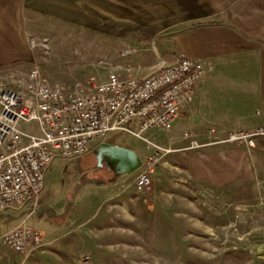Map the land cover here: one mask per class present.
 Masks as SVG:
<instances>
[{
    "label": "rangeland",
    "instance_id": "1",
    "mask_svg": "<svg viewBox=\"0 0 264 264\" xmlns=\"http://www.w3.org/2000/svg\"><path fill=\"white\" fill-rule=\"evenodd\" d=\"M22 33L46 40L51 54L43 60L41 49L28 40L17 45L13 61L0 67V81L23 77L34 64L51 83L100 81L108 76L103 64L111 60L109 48L118 49L111 39L49 18L29 17ZM184 131L191 132L174 122L169 130H146L141 138L115 130L104 139L147 158L152 148L144 138L166 147L182 142ZM163 163L161 157L153 165L149 190L139 192L127 184L139 168L108 182V165L93 153L54 158L39 198L52 217L27 219L41 241L49 242L28 256L2 257L0 264H264V197L210 194L207 187L170 182ZM5 213L11 217L0 214L2 232L20 221L19 211Z\"/></svg>",
    "mask_w": 264,
    "mask_h": 264
},
{
    "label": "crops",
    "instance_id": "2",
    "mask_svg": "<svg viewBox=\"0 0 264 264\" xmlns=\"http://www.w3.org/2000/svg\"><path fill=\"white\" fill-rule=\"evenodd\" d=\"M29 17L60 21L115 41L118 49L109 48L111 60L103 65L121 77L142 76L159 59L171 61L179 54L202 61L209 70L172 125H187L204 145L163 156L165 179L207 187L210 194L237 191L251 199L264 197V140L257 139L253 147L213 143L233 129L264 124V0H0V67L13 61L17 45L28 44L22 30ZM187 144L182 138L168 146ZM95 149L88 153L95 155ZM119 176L109 170L105 178L114 182ZM133 181L127 184L135 188ZM41 205L39 199L36 215L28 219L47 214ZM15 211L21 221L27 207ZM10 254L22 255L4 249L0 259Z\"/></svg>",
    "mask_w": 264,
    "mask_h": 264
},
{
    "label": "built area",
    "instance_id": "3",
    "mask_svg": "<svg viewBox=\"0 0 264 264\" xmlns=\"http://www.w3.org/2000/svg\"><path fill=\"white\" fill-rule=\"evenodd\" d=\"M27 40L41 49L43 60L50 56L46 40ZM208 70L202 61L179 54L171 61L159 59L142 76L121 77L111 69L100 81L51 83L34 64L25 76L0 81V213L27 207L17 225L0 232V257L4 249L28 256L42 245L27 219L36 215L45 173L54 158L85 155L115 130L138 138L146 130H169L182 105L195 98L196 85ZM183 138L188 144L181 149L144 138L153 153L142 159L134 179L137 191L149 190L152 167L161 157L204 145L191 132L184 131ZM257 139L264 140V124L233 129L213 143L253 147Z\"/></svg>",
    "mask_w": 264,
    "mask_h": 264
},
{
    "label": "water",
    "instance_id": "4",
    "mask_svg": "<svg viewBox=\"0 0 264 264\" xmlns=\"http://www.w3.org/2000/svg\"><path fill=\"white\" fill-rule=\"evenodd\" d=\"M95 157L99 163L104 161L117 175L130 174L142 163L135 150L109 142H102L96 147Z\"/></svg>",
    "mask_w": 264,
    "mask_h": 264
},
{
    "label": "flooded vegetation",
    "instance_id": "5",
    "mask_svg": "<svg viewBox=\"0 0 264 264\" xmlns=\"http://www.w3.org/2000/svg\"><path fill=\"white\" fill-rule=\"evenodd\" d=\"M108 169L111 170L113 174H115V172L112 169H110L109 166H108Z\"/></svg>",
    "mask_w": 264,
    "mask_h": 264
}]
</instances>
